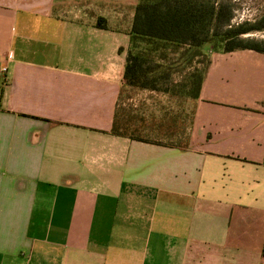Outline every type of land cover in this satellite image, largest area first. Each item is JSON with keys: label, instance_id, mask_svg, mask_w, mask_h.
Returning a JSON list of instances; mask_svg holds the SVG:
<instances>
[{"label": "crops", "instance_id": "0c3cea01", "mask_svg": "<svg viewBox=\"0 0 264 264\" xmlns=\"http://www.w3.org/2000/svg\"><path fill=\"white\" fill-rule=\"evenodd\" d=\"M136 2L0 0V264H264V55H210L186 148L112 135Z\"/></svg>", "mask_w": 264, "mask_h": 264}, {"label": "trees", "instance_id": "16d2710c", "mask_svg": "<svg viewBox=\"0 0 264 264\" xmlns=\"http://www.w3.org/2000/svg\"><path fill=\"white\" fill-rule=\"evenodd\" d=\"M232 17V5L224 0H137L126 32L129 41L118 99L126 92H169L173 76L187 71L181 90L185 99L193 101L194 109L212 53L251 50L264 55L263 40L245 37L264 30V14L252 23L236 25L231 23ZM95 26L107 29L101 17ZM198 64L203 66L198 68ZM164 121L146 123L130 107L117 103L110 133L150 142L142 134L144 126L162 129L167 125ZM186 146V142L176 145ZM261 257L264 260V238Z\"/></svg>", "mask_w": 264, "mask_h": 264}, {"label": "rangeland", "instance_id": "374dc122", "mask_svg": "<svg viewBox=\"0 0 264 264\" xmlns=\"http://www.w3.org/2000/svg\"><path fill=\"white\" fill-rule=\"evenodd\" d=\"M229 2L233 8V17L231 23L233 25L243 22H254L261 15L264 14V0H224ZM116 11H110L111 21L116 20L114 16H121V21L124 17L125 21L128 18L126 12H121L119 15ZM99 13L97 10H90L88 15L96 16ZM112 23H115L114 21ZM116 26V24H115ZM245 37L263 40L264 30L252 32ZM203 65L198 64L201 68ZM187 71L173 76V83L169 85V92H152L140 91L136 93H125L122 98L118 99L117 103L122 107H130L133 113L143 115L146 123H150L151 119L155 121H164L167 125L162 129L148 128L144 126L143 136L150 142H157L161 144L184 145L186 139L187 128L190 125L193 111V101L185 99L184 91H182L181 84L186 83ZM173 88V91H172ZM130 96V97H129ZM129 97V98H127ZM173 121V122H172ZM147 125V124H146ZM175 127V128H174ZM176 131L173 136L171 132Z\"/></svg>", "mask_w": 264, "mask_h": 264}, {"label": "built area", "instance_id": "2783aa9c", "mask_svg": "<svg viewBox=\"0 0 264 264\" xmlns=\"http://www.w3.org/2000/svg\"><path fill=\"white\" fill-rule=\"evenodd\" d=\"M6 70H7L6 67L3 66V67L0 68V73L4 74L6 72Z\"/></svg>", "mask_w": 264, "mask_h": 264}]
</instances>
